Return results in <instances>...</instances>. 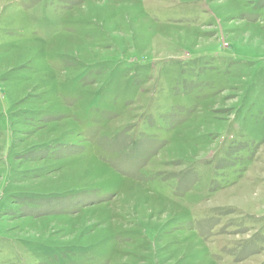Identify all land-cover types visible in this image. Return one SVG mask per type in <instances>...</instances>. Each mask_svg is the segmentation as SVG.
<instances>
[{"label":"rangeland","instance_id":"374dc122","mask_svg":"<svg viewBox=\"0 0 264 264\" xmlns=\"http://www.w3.org/2000/svg\"><path fill=\"white\" fill-rule=\"evenodd\" d=\"M0 264H264V0H0Z\"/></svg>","mask_w":264,"mask_h":264}]
</instances>
